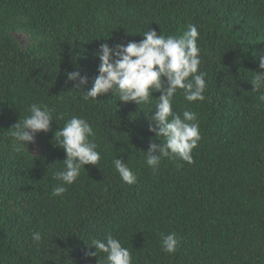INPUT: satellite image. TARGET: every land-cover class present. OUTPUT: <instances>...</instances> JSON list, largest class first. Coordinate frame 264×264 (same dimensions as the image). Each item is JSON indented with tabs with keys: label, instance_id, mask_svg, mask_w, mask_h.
I'll use <instances>...</instances> for the list:
<instances>
[{
	"label": "trees",
	"instance_id": "16d2710c",
	"mask_svg": "<svg viewBox=\"0 0 264 264\" xmlns=\"http://www.w3.org/2000/svg\"><path fill=\"white\" fill-rule=\"evenodd\" d=\"M189 24L199 33L205 99L190 103L178 90L172 109L197 114L200 140L191 164L163 158L153 172L145 153L164 138L148 130V117L160 93L137 105L81 92L98 75L101 44L138 42L149 28L180 36ZM260 56L264 0H0V264H97L105 254L85 253L109 233L132 264H264V101L250 84L264 71ZM73 71L88 77L80 90L67 81ZM33 103L53 110L51 128L15 152L10 128ZM72 116L92 126L101 159L54 197L65 153L53 137ZM172 232L179 243L168 254L161 233Z\"/></svg>",
	"mask_w": 264,
	"mask_h": 264
},
{
	"label": "clouds",
	"instance_id": "9594fccd",
	"mask_svg": "<svg viewBox=\"0 0 264 264\" xmlns=\"http://www.w3.org/2000/svg\"><path fill=\"white\" fill-rule=\"evenodd\" d=\"M141 35L143 39L138 42L118 43L111 47L107 43L101 44L95 53L100 61L98 75L86 92H80L86 100H96L98 96L111 93L120 102H134L137 105L149 103L152 93L159 92L155 112L148 117V130L157 138H164V142L149 145L145 163L153 172L163 158L191 164L192 150L200 140L197 114L189 110L177 114L172 109V103L178 90H182L181 95L187 102L205 99L203 93L207 86V73L199 70L201 50L197 44L198 30L195 25L189 24L180 36L165 37L150 28ZM258 67L264 70V56L259 57ZM254 73L250 82L252 91L261 93L259 99L264 101V71ZM67 81L74 82L72 88L80 90L88 84V77L73 71L67 73ZM27 111L29 114L22 120L18 119L10 128L15 152L25 148L28 150V145L35 142L37 133H47L51 128L52 109L33 103ZM89 137H95L92 126L86 119L76 116L55 131V146L63 149L65 159L62 161L63 170L54 173V178L59 182L52 190L54 197L62 196L67 186L76 182L85 165H98L101 155L96 150L97 144ZM113 165L123 182L128 185L136 182V175L124 161L114 158ZM32 240L40 243L42 234L33 232ZM178 243L174 232L167 235L161 233L163 252L174 254ZM89 247L95 248V251L86 252V256L105 254L97 260V264H132L129 249L123 247L111 233L103 240L93 239Z\"/></svg>",
	"mask_w": 264,
	"mask_h": 264
},
{
	"label": "rangeland",
	"instance_id": "374dc122",
	"mask_svg": "<svg viewBox=\"0 0 264 264\" xmlns=\"http://www.w3.org/2000/svg\"><path fill=\"white\" fill-rule=\"evenodd\" d=\"M18 39L23 42L24 41V37L23 36H18Z\"/></svg>",
	"mask_w": 264,
	"mask_h": 264
}]
</instances>
